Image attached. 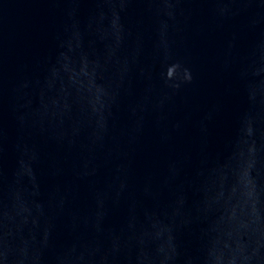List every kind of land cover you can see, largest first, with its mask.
<instances>
[{
  "label": "water",
  "instance_id": "water-1",
  "mask_svg": "<svg viewBox=\"0 0 264 264\" xmlns=\"http://www.w3.org/2000/svg\"><path fill=\"white\" fill-rule=\"evenodd\" d=\"M0 264H264V0H0Z\"/></svg>",
  "mask_w": 264,
  "mask_h": 264
}]
</instances>
